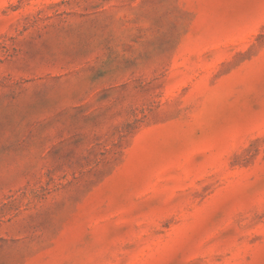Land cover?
Instances as JSON below:
<instances>
[{"label":"rangeland","instance_id":"1","mask_svg":"<svg viewBox=\"0 0 264 264\" xmlns=\"http://www.w3.org/2000/svg\"><path fill=\"white\" fill-rule=\"evenodd\" d=\"M0 264H264V0H0Z\"/></svg>","mask_w":264,"mask_h":264}]
</instances>
